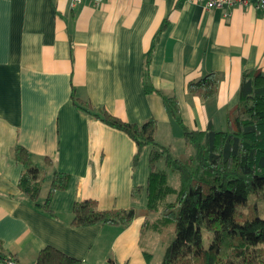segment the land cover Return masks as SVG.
<instances>
[{
  "label": "crops",
  "instance_id": "obj_1",
  "mask_svg": "<svg viewBox=\"0 0 264 264\" xmlns=\"http://www.w3.org/2000/svg\"><path fill=\"white\" fill-rule=\"evenodd\" d=\"M153 46L151 85L176 96L188 129L222 131L239 102L243 70L264 71V10L207 9L185 0H83L74 7L71 0H0V251L17 264H35L46 246L82 264H162L165 251L155 263L144 240L161 237L156 216L143 213L152 147L134 168L135 142L79 110L73 98L130 123L155 119L162 145L170 147L158 140L162 128L184 141L162 97L143 88ZM211 73L219 79L213 98L189 93L190 82ZM16 146L47 172L40 204L53 169L70 175L50 212L20 192ZM84 200L101 210L133 208L136 217L125 228L73 227L74 204Z\"/></svg>",
  "mask_w": 264,
  "mask_h": 264
},
{
  "label": "trees",
  "instance_id": "obj_2",
  "mask_svg": "<svg viewBox=\"0 0 264 264\" xmlns=\"http://www.w3.org/2000/svg\"><path fill=\"white\" fill-rule=\"evenodd\" d=\"M157 39L158 36L155 42ZM153 50L154 46L146 55L143 88L147 94L157 93L162 97L171 118L181 127L185 146L193 149L186 159L156 140L158 124L155 119L142 124L130 123L105 108H95L88 100L73 97L76 107L124 132L135 142L134 168L143 149L152 147L147 205L143 213L156 216L153 224L162 238L170 226L175 225V237L165 249L162 264H264V218L254 215L257 208L248 204L251 195L264 200V71L259 68L243 70L239 102L229 111L225 130H215L211 126L204 131L190 130L184 124L176 96L166 95L150 83L148 64ZM218 85V76L211 73L190 82L188 91L207 100L217 94ZM14 158L23 168L18 182L20 192L30 203L50 212L55 193L68 187L70 175L53 169L49 191L40 204L38 199L47 172L22 146H16ZM160 159L178 175L177 187L169 183L167 172L158 168ZM43 161L47 167L53 166L49 158ZM135 217L133 208L101 210L95 200H84L75 202L71 225L109 224L125 228ZM203 230L212 234L209 247L204 246ZM5 257L0 251V261ZM35 264L82 262L46 246L39 252Z\"/></svg>",
  "mask_w": 264,
  "mask_h": 264
},
{
  "label": "rangeland",
  "instance_id": "obj_3",
  "mask_svg": "<svg viewBox=\"0 0 264 264\" xmlns=\"http://www.w3.org/2000/svg\"><path fill=\"white\" fill-rule=\"evenodd\" d=\"M179 132H181L180 129ZM180 134L179 135L174 134L172 136V134L167 128H162L158 140L159 139L161 140L162 138L166 139L168 145H170L172 149L169 146L167 147H169L173 151V153L178 157H180L181 159H186L193 152V149L185 146L184 141L181 138ZM157 165L158 168H160L161 170H165L167 172L169 183L172 186L177 187L179 185L178 175L165 166V162L163 159H160ZM248 204L249 206L254 205V208H257V211H255L254 215L264 218V200L262 198H260L258 195H251L249 197ZM174 237H175V225L170 226V228L166 231L164 236L165 239L162 238V236L159 237V239L157 238L151 239L148 238V236L144 238L145 242L150 240L152 244L151 245L152 251H154L155 253V259H154L155 263L161 260L162 253L165 251L166 247L172 242ZM203 237H204L203 238L204 246L209 247L212 239V234L207 232L206 230H203Z\"/></svg>",
  "mask_w": 264,
  "mask_h": 264
},
{
  "label": "built area",
  "instance_id": "obj_4",
  "mask_svg": "<svg viewBox=\"0 0 264 264\" xmlns=\"http://www.w3.org/2000/svg\"><path fill=\"white\" fill-rule=\"evenodd\" d=\"M101 3L105 0H94ZM200 4L207 9H225L230 7L255 8L264 10V0H185ZM83 0H71L72 6L81 4ZM1 264H17L13 256H6Z\"/></svg>",
  "mask_w": 264,
  "mask_h": 264
}]
</instances>
